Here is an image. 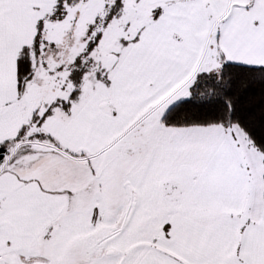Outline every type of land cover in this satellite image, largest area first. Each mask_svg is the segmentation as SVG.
<instances>
[{"label":"snow or ice","instance_id":"snow-or-ice-1","mask_svg":"<svg viewBox=\"0 0 264 264\" xmlns=\"http://www.w3.org/2000/svg\"><path fill=\"white\" fill-rule=\"evenodd\" d=\"M0 264H264V0H0Z\"/></svg>","mask_w":264,"mask_h":264}]
</instances>
